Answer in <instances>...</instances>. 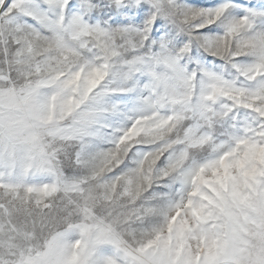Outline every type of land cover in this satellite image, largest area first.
<instances>
[{"label":"snow or ice","instance_id":"snow-or-ice-1","mask_svg":"<svg viewBox=\"0 0 264 264\" xmlns=\"http://www.w3.org/2000/svg\"><path fill=\"white\" fill-rule=\"evenodd\" d=\"M0 264H264V0H0Z\"/></svg>","mask_w":264,"mask_h":264}]
</instances>
